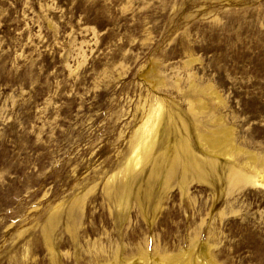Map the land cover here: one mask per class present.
Returning a JSON list of instances; mask_svg holds the SVG:
<instances>
[{"label": "rangeland", "instance_id": "obj_1", "mask_svg": "<svg viewBox=\"0 0 264 264\" xmlns=\"http://www.w3.org/2000/svg\"><path fill=\"white\" fill-rule=\"evenodd\" d=\"M0 264H264V0H0Z\"/></svg>", "mask_w": 264, "mask_h": 264}, {"label": "bare ground", "instance_id": "obj_2", "mask_svg": "<svg viewBox=\"0 0 264 264\" xmlns=\"http://www.w3.org/2000/svg\"><path fill=\"white\" fill-rule=\"evenodd\" d=\"M213 143H215V141H214ZM189 145H190V141H188V140L186 139V141H185L186 150H188L187 148L189 147ZM190 154H191V152H190ZM191 157H192V156H191Z\"/></svg>", "mask_w": 264, "mask_h": 264}]
</instances>
